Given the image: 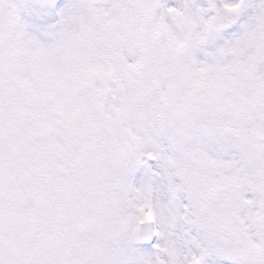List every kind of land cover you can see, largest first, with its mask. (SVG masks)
I'll use <instances>...</instances> for the list:
<instances>
[{"label": "snow or ice", "instance_id": "6c2138e0", "mask_svg": "<svg viewBox=\"0 0 264 264\" xmlns=\"http://www.w3.org/2000/svg\"><path fill=\"white\" fill-rule=\"evenodd\" d=\"M0 264H264V0H0Z\"/></svg>", "mask_w": 264, "mask_h": 264}]
</instances>
